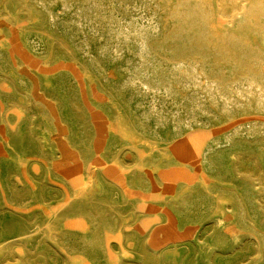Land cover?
I'll return each instance as SVG.
<instances>
[{
	"label": "rangeland",
	"instance_id": "obj_1",
	"mask_svg": "<svg viewBox=\"0 0 264 264\" xmlns=\"http://www.w3.org/2000/svg\"><path fill=\"white\" fill-rule=\"evenodd\" d=\"M223 2L0 0V264H264V0Z\"/></svg>",
	"mask_w": 264,
	"mask_h": 264
},
{
	"label": "bare ground",
	"instance_id": "obj_2",
	"mask_svg": "<svg viewBox=\"0 0 264 264\" xmlns=\"http://www.w3.org/2000/svg\"><path fill=\"white\" fill-rule=\"evenodd\" d=\"M62 1H63V0H62ZM68 1H69V0H68ZM75 1H76V0H75ZM85 1H86V0H85ZM93 1H94V0H93ZM109 1H110V0H109ZM199 1H200V0H199ZM223 1H224V0H222V2H223ZM228 1H229V0H228ZM64 2H65V1H64ZM70 2H71V1H70ZM98 2H99V1H98ZM102 2H104V1H102ZM125 2H126V1H125ZM232 2H233V1H232ZM95 3H96V2H95ZM100 3H101V1H100ZM229 3H231V1H230ZM260 3H263V2L261 1V2H259L258 4H260ZM83 4H84V3H83ZM85 4H86V3H85ZM88 4H89V3H88ZM107 4H108V3H107ZM112 4H113V2H112ZM123 4H124V3H123ZM219 4H220V3L218 2V5H219ZM223 4H224V2H223ZM40 5H41V4H40ZM69 5H70V4H69ZM71 5H72V4H71ZM92 5H94V4H92ZM99 5H100V4H99ZM101 5H102V4H101ZM220 5H221V4H220ZM251 5H252V4H251ZM251 5H250V6H251ZM260 5L262 6V4H260ZM260 5H259V6H260ZM85 6H86V5H85ZM111 6H112V5H111ZM200 6H201V5H200ZM229 6H231V5H229ZM238 6H239V5H238ZM66 7H67V6H66ZM66 7H64V8H66ZM103 7H105V6H103ZM203 7H204V6H203ZM224 7H226V6H224ZM231 7H232V6H231ZM64 8H63V10H64ZM97 8H98V7H97ZM105 8H106V7H105ZM110 8H111V7H110ZM205 8H206V7H205ZM220 8H222V7H220ZM246 8H247V7H246ZM259 8H260V7H259ZM263 8H264V6L262 7V9H263ZM86 9H87V8H86ZM198 9H199V8H198ZM217 9H219V8L217 7ZM222 9H224V8H222ZM222 9H219V10H222ZM239 9H241V8H239ZM239 9H237V10H239ZM257 9H258V8H257ZM95 10H96V9H95ZM232 10H233V9H232ZM234 10H235V9H234ZM237 10H236V11H237ZM259 10H260V9H259ZM69 11H70V10H69ZM225 11H226V10H225ZM85 12H86V11H85ZM205 12H206V11H205ZM233 12H234V11H233ZM237 12H238V11H237ZM239 12H240V10H239ZM207 13H208V12H207ZM207 13H206V14H207ZM218 13L220 14V13H222V12H219V11H218ZM224 13H225V12H224ZM256 13H257V12H256ZM95 14H96V13H95ZM208 14H209V13H208ZM219 14H217V15H219ZM253 14H254V13H253ZM258 14H259V13H258ZM197 15H198V14H197ZM210 15H211V14H210ZM222 15H223V14H222ZM212 16H213V15H212ZM225 16H226V13H225ZM226 17H227V16H226ZM237 17H238V16H237ZM255 17H257V16H255ZM213 18H214V16H213ZM222 18H223V17H222ZM249 18H250V17H249ZM252 18H253V17H252ZM79 19H80V18H79ZM209 19L211 20V17H210ZM226 19H227V18H226ZM226 19H224V20H226ZM245 19H246V18H245ZM247 19H248V18H247ZM254 19H255V18H254ZM219 20H220V19H219ZM248 21H249V19H248ZM256 21H257V20H256ZM206 22H207V20H206ZM218 22H219V21H218ZM226 22H227V21H226ZM62 23H63V22H62ZM70 23H71V21L69 22V24H70ZM214 23H215V22H213V24H214ZM219 24H220V23H219ZM229 24H230V23H229ZM202 25H203V24H202ZM214 25H215V24H214ZM221 25H222V24H221ZM210 26H212V25H210ZM73 27H74V26H73ZM77 27H78V26H77ZM207 27H209V26H207ZM220 27H221V26H220ZM212 28H213V27H212ZM223 28H224V27H223ZM78 29H79V27H78ZM127 29H128V28H127ZM202 29H203V28H202ZM134 31H135V30H134ZM205 31H207V30H205ZM213 31H214V30H213ZM215 31H216V30H215ZM201 32H204V31H201ZM219 32H221V31H219ZM129 33H130V32H129ZM135 33H136V32H135ZM214 33H215V32H214ZM209 34H210V33H209ZM211 34H213V32H212ZM134 35H135V34H134ZM221 35H222V34H221ZM203 36H204V35H203ZM213 36H214V35H213ZM218 36H219V34H218ZM124 37H125V36H124ZM206 37H207V35H206ZM215 37H216V35H215ZM222 37H223V36H222ZM126 38H127V37H126ZM221 39H222V38L220 37L219 40H221ZM125 40H126V39H125ZM125 40H124V41H125ZM215 40H216V39H215ZM215 40H214V41H215ZM217 40H218V39H217ZM219 40H218V41H219ZM222 40H223V39H222ZM222 42H224V41H222ZM143 43H144V42H143ZM140 44H142V42H141ZM211 44H212V43H211ZM219 44H220V43H219ZM143 45H145V43H144ZM217 45H218V44H217ZM220 45H221V44H220ZM220 45H219V46H220ZM208 46H209V45H208ZM215 46H216V44H215ZM144 47H145V46H144ZM223 47H224V46H223ZM141 48H142V46H141ZM141 48H140V49H141ZM211 48H212V47H211ZM211 48H210V49H211ZM215 48H218V47H214V49H215ZM142 49H143V48H142ZM219 49H220V48H219ZM114 50H115V49H114ZM223 50H224V49H223ZM225 50H226V49H225ZM217 51H218V50H217ZM221 51H222V48H221ZM230 51L233 52L232 49H231ZM143 53H144V52H143ZM233 53H234V52H233ZM233 53H232V54H233ZM115 54H116V53H115ZM226 56H227V55H226ZM83 57H84V56H83ZM143 60H144V59H143ZM216 60H217V59H216ZM229 60H230V59H229ZM213 61H214V60H213ZM238 61H239V60H238ZM144 62H145V61H144ZM193 63H194V62H193ZM193 63H192V64H193ZM216 63H217V62H216ZM231 63H232V62H231ZM181 64H182V63H181ZM192 64H191V65H192ZM260 65H261V64H260ZM195 66H196V65H195ZM223 66H224V65H223ZM232 66H233V65H232ZM177 67H179V66H177ZM181 67H182V66H181ZM181 67H180V68H181ZM185 67H186V66H185ZM233 67H234V66H233ZM262 67H263V66H262ZM187 68H188V67H187ZM187 68H186V69H187ZM183 69H184V68H183ZM183 69H182V70H183ZM186 69H185V70H186ZM191 69H192V67H191ZM193 69H194V68H193ZM197 69H198V68H197ZM221 69H222V68H221ZM261 69H262V68H261ZM178 70H179V68L176 70L177 73H178ZM180 70H181V69H180ZM195 70H196V68H195ZM231 70H232V69H231ZM183 71H184V70H183ZM186 71H187V70H186ZM186 71H184V73H185ZM193 71H194V70H193ZM193 71H192V72H193ZM196 71H197V70H196ZM235 71H236V70H235ZM179 72H180V71H179ZM187 72H188V71H187ZM187 72H186V73H187ZM189 72H191V71H189ZM262 72H264V71H262ZM262 72H261V73H262ZM175 73H176V72H175ZM177 73H176V74H177ZM181 73H183V72H181ZM181 73H180V74H181ZM184 73H183V74H184ZM178 75H179V74H178ZM186 75H188V74H186ZM190 75H191V73H190ZM183 76H184V75H183ZM191 76L194 78L195 74H194V76H193V75H191ZM199 76H200V75H199ZM199 76H198V77H199ZM251 76H252V75H251ZM180 77H181V76H180ZM186 77H188V76H186ZM184 78H185V77H184ZM195 78H196V77H195ZM202 78H203V77H202ZM258 78H259V77H258ZM174 79H176V78H174ZM177 79H178V78H177ZM186 79H187V78H186ZM204 79H205V78H204ZM132 80H133V79H132ZM189 80H190V79H189ZM191 80H192V79H191ZM197 80H198V79H197ZM197 80L194 79V81H197ZM201 80H202V79H201ZM167 81H168V80H167ZM186 81H187V80H186ZM203 81H204V80H203ZM243 81H244V80H243ZM243 81H242V83H243ZM176 82H177V81H176ZM187 82H188V81H187ZM187 82H186V83H187ZM248 82H249V81H248ZM139 83H140V82H139ZM180 83H181V80H180ZM180 83H179V84H180ZM182 83H183V82H182ZM192 83H193V82H192ZM198 83H199V82H198ZM205 83H206V85L208 84L207 82H205ZM234 83H235V82H234ZM244 83H245V82H244ZM251 83H252V81H251ZM254 83H255V82H254ZM131 84H132V83H130V85H131ZM176 84H177V83H176ZM190 84H191V83H190ZM214 84H215V83H214ZM237 84H238V83H237ZM246 84H248V83H246ZM249 84H250V83H249ZM256 84H257V83H256ZM260 84H261V83H260ZM262 84H263V83H262ZM133 85H134V84H133ZM174 85H175V84H174ZM187 85H189V83H188ZM195 85H196V84H195ZM199 85H200V84H199ZM201 85H202V84H201ZM201 85L198 86V84H197V86H198L199 88L201 87ZM239 85H241V84H239ZM242 85H243V84H242ZM251 85H252V84H251ZM257 85H258V84H257ZM263 85H264V84H263ZM212 86H214V85H212ZM219 86H220V85H219ZM219 86H218V87H219ZM232 86H233V85H232ZM247 86H248V85H247ZM249 86H250V85H249ZM260 86H261V85H260ZM143 87H144V86H143ZM177 87H179V85H178ZM183 87H184V86H183ZM204 87H205V86H204ZM209 87H210V86H209ZM215 87H216V86H215ZM228 87H229V86H228ZM228 87H227V88H228ZM239 87H240V86H239ZM241 87H242V86H241ZM245 87H246V86H245ZM255 87H256V86H255ZM255 87H254V88H255ZM261 87H262V86H261ZM206 88H207V87H206ZM213 88H214V87H213ZM216 88H217V87H216ZM230 88H231V87H230ZM235 88H236V85H235ZM243 88H244V87H243ZM243 88H242V89H243ZM248 88H249V87H248ZM254 88H252V90H253ZM257 88H259V87H257ZM144 89H145V88H144ZM190 89H191V88H190ZM194 89H195V88H194ZM201 89H202V88H201ZM209 89H210V88H209ZM244 89H245V88H244ZM181 90H182V88H181ZM191 90H193V89H191ZM197 90H198V89H197ZM203 90H204V89H203ZM210 90H212V89H210ZM228 90H229V89H228ZM228 90H227V91H228ZM237 90H238V88H237ZM240 90H241V89H240ZM255 90H257V89H255ZM204 91H205V93L207 92V90H204ZM225 91H226V88H225ZM234 91L236 92V90H234ZM238 91H239V90H238ZM242 91H244V90H241V92H242ZM247 91H248V89H247ZM247 91H246V92H247ZM250 91H251V90H250ZM148 92H149V91H148ZM212 92H213V91H212ZM230 92H231V91H230ZM248 92H249V91H248ZM112 93H113V92H112ZM208 93H209V91H208ZM213 93H215V91H214ZM220 93H221V92H220ZM226 93H228V92H226ZM236 93H237V92H236ZM242 93H243V92H242ZM242 93H241V96H242ZM251 93H252V92H251ZM211 94H212V93H211ZM223 94H225V92L222 93V96H224ZM229 94H230V93H229ZM233 94H234V93H233ZM239 94H240V93H239ZM248 94H250V93H248ZM257 94H259V96H258L257 99L260 101V103H263V102H264V91H263L262 89H260L259 93H257ZM214 95H215V94H214ZM220 95H221V94H220ZM220 95H219V96H220ZM227 95H228V94H227ZM231 95H232V94H231ZM236 95H237V94H236ZM253 95H254V93L252 94V96H253ZM211 96H213V95H211ZM252 96H251V97H252ZM254 96H255V95H254ZM214 97H215V96H213V98H214ZM216 97H217V95H216ZM216 97H215V98H216ZM224 97H226V96H224ZM224 97H223V98H224ZM230 97H231V99H232V96H229V98H230ZM238 97H240V96H238ZM242 97H243V96H242ZM242 97L239 98V99H242ZM247 97H250V95H248ZM218 98H219V97H218ZM234 98H235V97H234ZM243 98H244V97H243ZM245 98H246V96H245ZM245 98H244V99H245ZM246 99H247V98H246ZM250 99H251V98H250ZM250 99H249V100H250ZM257 99H255V100H257ZM51 100H52V99H51ZM210 100H211V99H210ZM215 100L218 101V99H215ZM224 100L227 101L225 98H224ZM233 100H234V99H233ZM235 100H236V99H235ZM242 100H243V99H242ZM249 100H248V101H249ZM251 100H252V99H251ZM258 100H257V102H259ZM55 101H56V99H55ZM228 101H229V100H228ZM201 102H202V101H201ZM220 102H221V101H220ZM223 102H224V101H223ZM235 102L238 103V100L234 101L233 103H235ZM216 103H217V102H216ZM224 103H225V102H224ZM228 103L230 104V102H228ZM239 103H240V102H239ZM248 103H249V102H248ZM60 104H61V103H60ZM71 104H72V103H71ZM213 104H214V103H213ZM226 104H227V103H226ZM9 105H10V104H9ZM222 105H223V104H222ZM224 105H225V104H224ZM236 105H238V104H236ZM249 105H250V104H249ZM249 105H248V106H249ZM230 106H231V104H230ZM232 106H233V105H232ZM232 106H231V108H233ZM240 106H241V105H240ZM256 106H257V103H256ZM259 106H260V104H259ZM236 107H237V106H236ZM236 107H234V108H236ZM261 107H262V106H261ZM222 108H223V107H222ZM224 108H225V107H224ZM237 108H238V107H237ZM258 108H260V107H258ZM262 108H263V107H262ZM217 109H218V108H217ZM226 109H227V108H226ZM228 109H229V107H228ZM228 109H227V112H230V111H228ZM233 110H234V109H233ZM236 112H237V110H236V111L234 110L233 113H236ZM241 112H242V111H241ZM113 113H114V112H113ZM210 113H211V112H210ZM233 113H231V114H233ZM73 114H74V113H73ZM225 114H226V113H225ZM74 115H75V114H74ZM228 115H230V114H228ZM228 115H227V116H228ZM233 116H234V115H233ZM156 118H157V117H156ZM229 118H231V115L229 116ZM134 122H135V121H134ZM136 123H137V122H136ZM253 125H254V124H253ZM78 126H79V125H78ZM143 126H144V125H142L141 127H143ZM247 126H248V125H247ZM251 126H252V125H251ZM237 130H238V129H237ZM248 130H249V129H248ZM255 133H256V132H255ZM237 136H238V135H237ZM40 151H41V150H40ZM255 176H256V175H255ZM43 189H44V188H43ZM15 192H16V191H15ZM54 196H55V195H54ZM47 198H48V197H47ZM107 203H108V202H107ZM46 204H47V203H46ZM97 205H98V204H97ZM263 210H264V209H263ZM83 211H84V210H83ZM86 211H87V210H86ZM92 212H93V211H92ZM100 212H101V211H100ZM87 213H88V212H87ZM89 214H90V213H89ZM95 215H96V211H95ZM41 217H42V216H41ZM92 217H94V215H93ZM89 218H90V217H89ZM102 218H103V217H102ZM55 219H56V218H55ZM94 219H95V218H94ZM56 220H57V219H56ZM98 222H99V221H98ZM111 222H112V221H111ZM25 224H26V223H25ZM113 224H114V223H113ZM48 226H49V225H48ZM100 226H101V225H100ZM114 226H115V225H114ZM24 228H25V227H24ZM99 228H100V227H99ZM100 230H101V228H100ZM113 230H114V229H113ZM113 230H112V231H113ZM97 231H98V230H97ZM102 232H103V231H102ZM96 233H97V232H96ZM70 237H71V236H70ZM262 237H263V236H262ZM67 240H69V239H67ZM10 249H11V248H10ZM74 249H75V248H74ZM8 251H9V250H8ZM34 251H35V250H34ZM69 251H70V250H69ZM76 251H77V250H76ZM70 252H71V251H70ZM83 253H84V252H83ZM143 253H144V250H143ZM55 254H56V253H55ZM150 257H151V256H150ZM3 260H4V259H3ZM55 260H56V259H55ZM8 261H9V260H8ZM4 262H5V261H4ZM46 262H47V261H46ZM5 263H6V262H5ZM117 263H118V262H117ZM54 264H55V263H54ZM147 264H148V263H147Z\"/></svg>",
	"mask_w": 264,
	"mask_h": 264
}]
</instances>
